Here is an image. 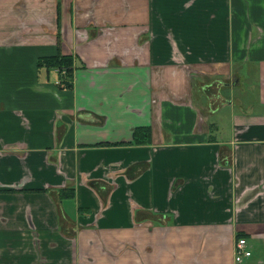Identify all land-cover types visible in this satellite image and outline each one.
<instances>
[{
    "label": "crops",
    "instance_id": "crops-1",
    "mask_svg": "<svg viewBox=\"0 0 264 264\" xmlns=\"http://www.w3.org/2000/svg\"><path fill=\"white\" fill-rule=\"evenodd\" d=\"M0 264H264V0H0Z\"/></svg>",
    "mask_w": 264,
    "mask_h": 264
},
{
    "label": "trees",
    "instance_id": "trees-1",
    "mask_svg": "<svg viewBox=\"0 0 264 264\" xmlns=\"http://www.w3.org/2000/svg\"><path fill=\"white\" fill-rule=\"evenodd\" d=\"M60 5V4H59ZM58 19L60 20V6L58 11ZM59 42L61 39V28L59 22ZM41 64L48 67H56L60 71L61 82L67 87H71L73 84V69H74V56L63 54L60 50L56 54L42 56L39 60ZM152 129L151 126H139L133 131V142L135 144H146L151 142ZM241 237V236H239Z\"/></svg>",
    "mask_w": 264,
    "mask_h": 264
},
{
    "label": "rangeland",
    "instance_id": "rangeland-1",
    "mask_svg": "<svg viewBox=\"0 0 264 264\" xmlns=\"http://www.w3.org/2000/svg\"><path fill=\"white\" fill-rule=\"evenodd\" d=\"M245 85V87H246V93H243L240 89H239V92L237 93V96H243V95H245V96H247L249 99H250V101H251V103H253V105L254 106H257L258 105V98H257V92H254V90H250L249 89V87L251 86V84H250V81L248 80L247 81V83L246 84H244ZM224 109H223V111H222V113H221V116H223L224 117V119H223V121H220L219 119H218V117H217V115H211L210 117H212L211 118V121L212 122H221V129H225V131L226 130H228L227 129V127L229 126V121H228V113H227V107H223ZM226 117V118H225Z\"/></svg>",
    "mask_w": 264,
    "mask_h": 264
},
{
    "label": "built area",
    "instance_id": "built-area-1",
    "mask_svg": "<svg viewBox=\"0 0 264 264\" xmlns=\"http://www.w3.org/2000/svg\"><path fill=\"white\" fill-rule=\"evenodd\" d=\"M251 255V250L248 249L247 239L245 237H240L237 240L235 247V259L237 262H241L244 258Z\"/></svg>",
    "mask_w": 264,
    "mask_h": 264
}]
</instances>
